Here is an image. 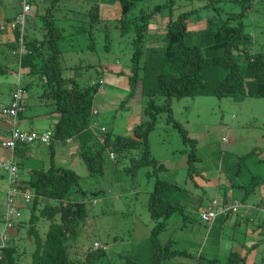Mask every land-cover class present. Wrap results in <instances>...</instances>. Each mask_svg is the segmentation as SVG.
Here are the masks:
<instances>
[{
    "label": "rangeland",
    "instance_id": "rangeland-1",
    "mask_svg": "<svg viewBox=\"0 0 264 264\" xmlns=\"http://www.w3.org/2000/svg\"><path fill=\"white\" fill-rule=\"evenodd\" d=\"M14 1L11 0V3ZM116 1L58 0L56 6L49 10L55 12L54 15L58 18L57 25L65 35L58 42L62 50V67L65 68V73L73 77L81 86H89L93 82L100 83V92H97L94 97L93 110L97 109L96 113L98 112L94 119H97L113 135L127 136L131 135L135 125L147 120L143 110L149 99L142 95V83L139 80L133 86L128 81L132 54L130 41L133 34L124 36L115 26L117 23L114 20L119 12V4ZM129 2L130 9L127 13L133 17L139 14L140 10L150 11L159 5L168 4L170 0H129ZM251 2L252 5L239 20L238 17L230 18L231 14L241 15L242 10L239 4L220 1L217 6L221 11L222 19L230 18L228 21L232 25L242 20L243 34L252 40L249 45L250 50L258 51L264 46V0ZM96 3L100 4L98 14L101 21L97 26L86 28L92 30L96 36L94 41L91 40L94 47H90L91 41L87 33H74L72 24L79 26L83 23L66 19L65 12L68 9L80 11L78 15L75 13L73 15L77 18L83 16L86 21L88 8ZM208 3L207 0H175L172 7L169 4L161 10L163 13L161 15L168 18L169 12H172L173 18H176L181 11L202 8L186 21V26L192 34L188 37L189 41L198 43L202 41L200 31L207 26V16L213 13L211 6L205 7ZM50 5L51 2L48 0H31V12L25 25L26 31H29L30 24L33 22L39 23L38 15ZM163 17L155 16L148 24L150 36L163 31L161 30L164 24ZM40 26L41 24L37 25L38 29ZM41 34L36 33V36L41 37ZM106 36L109 40H106ZM18 51L17 47L12 49L7 45L0 46V69L7 72L0 75V108L7 106L11 101L12 92L16 88V72L20 70L22 86L29 80L27 76L23 77L24 70L19 69L18 63L15 68L5 66L7 60L17 61ZM203 54H205L204 50ZM41 92V86L34 82V85L28 88L27 96L23 100L27 106L25 105V116L21 122L37 129L43 120L35 118V114L52 111V106L46 104L47 99L40 97ZM162 101L160 98L157 103ZM171 106L173 118L188 131V136L195 140L196 154L203 144L210 142L215 146L211 156H201L204 159L192 162L191 170H189L188 153L192 145L182 140L177 128L166 122V113H161L149 135L150 156L164 165V168L158 172L153 173V168L150 166L141 167L133 173L129 172L131 156L124 157L116 154V158L112 159L106 150L103 156L102 174H92L87 171L83 159L78 158L77 165L70 167L79 174V187L82 192L75 190L70 194V198L85 204L86 215L79 225L78 237L71 242L69 255L73 264H90L85 261L87 251L84 250L87 248L91 250L94 240H98L105 250L108 247L107 254L99 259V263L120 264L123 260L122 256L131 255L134 246L132 244L137 240V234L144 237L148 229L153 226L147 204L157 178L175 182L183 189L168 190L164 195L171 202L184 205V211L173 213L167 220L166 229L160 234L162 244L169 240H180L181 242L174 243L173 247L181 249L186 245L189 253L196 246L203 244L205 248L215 247L218 253L216 257L220 262H224L231 251H239L242 244L245 250L242 255L245 264H264V233L259 235L257 244L252 248L247 246L248 242H244L242 229L232 227L229 221L222 226L224 221L220 219L212 224V229L209 231L207 227L209 224L198 216V207L200 204L207 205L217 194H213L207 186L194 188L192 181L200 185L204 182L202 175L210 179L217 176L220 171L233 166L235 168L241 166L244 172L245 162L257 156L255 149L264 156V97H246L242 101H237L232 97L195 96L174 100ZM19 121L20 119L17 121L20 124ZM230 149H234L232 151L235 153H231ZM250 151L249 156L247 153ZM63 155L65 153H56L55 165L66 167L70 164L68 157ZM133 155L138 156V152L134 151ZM243 155L248 157L243 160L241 159ZM48 160L50 159L44 156V162L47 163ZM262 169L264 173V162ZM197 172L201 173L197 175ZM2 206L1 201L0 211L4 209ZM22 212V225L17 226L19 220L13 219L15 228L19 230L15 242L17 248L26 252V259L21 261V264H30L31 253L35 247L27 228L30 210L22 209ZM48 225L49 221L46 219L38 222L36 227L42 237ZM2 227L3 221L0 220V231ZM12 231V228L7 230L9 241L12 238ZM221 233H223L221 241L217 242L215 238ZM181 237H184L186 241L181 240ZM143 240L145 239L141 238V241ZM180 258L184 259V257ZM184 260H187V262L183 261L187 264L197 263L196 258Z\"/></svg>",
    "mask_w": 264,
    "mask_h": 264
},
{
    "label": "trees",
    "instance_id": "trees-1",
    "mask_svg": "<svg viewBox=\"0 0 264 264\" xmlns=\"http://www.w3.org/2000/svg\"><path fill=\"white\" fill-rule=\"evenodd\" d=\"M48 1L51 5L47 6L42 14H37L39 23L32 21L34 24H30L29 31L25 28L22 33V41L29 51L22 55L20 69L24 70V77L27 76L29 79L24 82L25 90L37 82L42 90L40 97L47 99L46 101L52 105L53 113L58 117L49 145L52 148L55 143L73 138L93 124L98 113H93L94 97L100 83L93 82L89 86H81L65 73V68L62 67V50L58 45L65 35L57 25L58 18L54 15L55 12L49 10L56 6L58 0ZM207 1L209 3L205 7L211 6L213 13L207 16V26L200 31L202 41L198 43L189 41L188 37L192 34L186 26V21L202 8L181 11L176 18H173L172 12H169L168 18L163 17L161 10L169 4L171 7L175 4V0H170L168 4L159 5L150 11L140 10L139 14L132 17L127 13L130 9L129 0L116 1L119 4V12L114 20L117 23L115 26L124 36L133 34L130 41L132 54L128 81L132 86L138 80L142 83L141 93L149 99L143 110L147 120L136 125L131 135H113L106 129L101 133V142L82 146L81 158L89 173L102 174L106 150L113 151L119 156H131L129 172L133 173L141 167L148 166L153 168V173L163 169L164 165L150 156L149 143L150 132L161 113H166V122L177 128L182 140L192 145L188 153V168L191 170L192 162L198 160L194 147L195 140L190 138L188 131L173 118L172 102L185 97L211 95L220 98L232 97L237 101H242L246 97H264V46L258 51H251L249 45L252 40L243 34L242 20L234 25L228 21L232 17H238V20L242 18L252 5V0ZM220 1L239 4L241 15L231 14L230 18L222 19L217 6ZM99 7L100 4L96 3L88 8L86 21L83 16L77 18L73 15L74 13L78 15L80 11L68 9L65 12L66 19L83 23L79 26L72 24L75 34L87 33L90 41L95 40L94 32L86 28L97 26L101 21ZM18 8L20 11L19 0ZM158 15L163 17L164 24L161 28L163 31L150 36L148 24ZM38 24H41L40 29L37 27ZM36 33H40L41 37H37ZM18 37L17 31V40ZM106 40H109L107 36ZM92 41L90 47H94ZM16 45L9 44L12 49ZM3 72V69L0 70V75ZM160 98L163 101L157 103ZM16 148L17 146L12 151L8 149L12 156ZM134 151L138 152V156L133 155ZM250 154L251 151L247 153ZM247 155H243L241 159L245 160ZM192 181L196 187L200 186ZM26 184L34 194L31 204L27 206L30 210L28 234L32 236L35 246L30 264H73L69 255L71 242L78 237L79 225L86 215L85 204L70 198L73 191L82 192L79 187V175L73 169L55 165L51 161L47 168L31 172ZM255 185L256 182H252L245 195L253 192ZM168 190L183 189L175 182L157 178L148 198L147 208L153 221L149 234L154 245L152 264H187L177 262L176 259L190 258L192 257L190 253L174 248L171 240L165 244L160 242V234L166 229L167 220L173 213L184 211V205L173 203L164 197ZM216 199L221 202L220 198ZM229 214L228 212L224 215ZM42 219L49 221L44 237L36 227ZM106 250L101 243L96 249L87 248L86 263L104 264L97 260L107 254ZM17 252L18 248L13 243H7L3 251V264H20ZM122 258L120 264H138L131 256ZM196 264H244V259L243 256L233 253L229 254L224 262H220L218 257L199 256Z\"/></svg>",
    "mask_w": 264,
    "mask_h": 264
},
{
    "label": "crops",
    "instance_id": "crops-1",
    "mask_svg": "<svg viewBox=\"0 0 264 264\" xmlns=\"http://www.w3.org/2000/svg\"><path fill=\"white\" fill-rule=\"evenodd\" d=\"M18 9H19L18 0H15L12 3H11V0H0V22H3L5 20H8L14 17V15L18 12ZM14 40H15L14 34L0 31V46H3V45L9 46V44L14 43ZM13 61H14L13 59L7 60V63L5 66L9 65L8 68L10 66H12V68H15L16 64L18 63V59L16 62L15 61L13 62ZM3 73L5 74L7 72L4 71ZM99 92L100 90L98 91V93ZM46 104H49V103L46 101ZM25 105L27 106L26 103ZM3 107L0 108V160L10 159L11 157L9 150L5 148V146L3 145L4 140L7 138L10 132V127H11L10 119L8 117L2 116L1 114V109ZM24 111H22L21 114L18 116V119H20L19 121L20 124L18 123V128L21 130H25V131L35 130L38 132L39 131L43 132V131L51 130L53 129L54 125L57 122L56 119H58L57 115L53 113V111L51 112L49 111L47 113L45 112L36 113L35 118L43 120L42 122L39 123L41 124L39 126V129H37L34 126L23 124L21 122L25 116ZM102 126L103 125H101L96 119L87 130L79 133L73 138H70L69 141L66 140L63 142L55 143L52 148H50L49 145H45L41 143H37L33 145H18L15 151V154H14V159L17 161L19 165V169L21 173L20 175H21L22 180L24 182H27L29 179V176L31 175V172L35 171L36 169H41V166L42 168H45L47 165H50L51 161L55 163L56 161L55 156L57 152L65 153V155L68 157L70 164L66 166V168L71 169L70 166H73V167L76 166L78 158L81 157L82 146H86L89 143H98L102 141L101 139L102 135L100 132V128ZM135 127L136 125L134 126V128ZM62 144H64V146H62ZM214 149H215V146L212 145L210 142H208L206 145L203 144L202 147L198 150L197 152L198 154H196L198 160L204 159L201 156H211ZM232 150L234 149H230L229 151H231V153H235ZM254 151L257 156L251 157L249 162H245V164L243 165L244 172H242L241 170L242 167L238 169L235 168V166L228 167L224 171H220V173H217V176H214L213 178H210V179H206L205 175H203L204 182L200 184V186H203V187L207 186L208 188H210L213 194L216 193L217 196H215L214 198H220L221 200L232 199L234 201H237L240 204V208L237 213L235 214L231 213L229 215L221 214L217 216L213 220V222H211V224L207 225L209 231L210 229H212L211 226L212 224H214V222H217L218 220L221 219L222 221H224L222 222L223 223L222 226H224L229 221L228 223L232 225V227H238L242 229L241 234L244 236L243 237V239L245 240L244 242L245 243L248 242L247 246H250L252 248L253 246L257 244L259 235L264 233V173L262 169L263 162H264L263 161L264 156H262L263 154L258 152L256 149ZM44 156H47L50 159L47 161L48 164L44 162ZM58 166H61V165H58ZM103 170H104V162H103ZM4 174H5L4 171H0V195H1L0 202L1 201L3 202L2 208H4V204L6 201V192H7V185H8L6 176ZM252 182L253 183L256 182L253 192H250L249 194L245 195L246 191L249 189V185ZM185 188H187L186 185H185ZM194 188H196L195 183H194ZM185 191L187 190L185 189ZM234 195H236V197H234ZM205 206H203L202 204L199 205L198 212H197L198 216H199L200 210L204 208ZM19 207H21L20 208L21 212H22V209L29 210V208H27V206H24L23 204H21ZM2 212L3 210L0 211V215ZM21 219L19 220V223L17 224V226L22 225ZM15 227L16 225H14V227L12 228L13 230L11 234L12 238L8 243L12 242L13 240L12 243L16 246V242H15L17 239L16 234L19 230H17V228ZM149 234H150V229H148V233L147 235H144V237L140 234H137L136 236L137 240L134 241L132 244L134 246L132 248L130 256L132 259L137 261L138 264H152L153 255H154V245L150 241ZM222 235L223 233L218 234L215 240L217 242L221 241ZM141 238L145 240L141 241ZM180 239L183 241H186L184 237H181ZM179 242L181 241L180 240L176 241L174 239L173 245L174 243L176 244ZM204 245L205 244L196 246L195 249L190 253L192 257L190 258L184 257V259L196 258V261H198L199 256H206L208 258H214L218 255L217 249L215 247L205 248ZM242 246L243 245L240 244L239 251L237 250L231 251V253L238 254L240 256L244 255L245 250L243 249ZM106 249H108V247H106ZM180 250L188 252L187 251L188 247H186L185 245V247L181 248ZM22 251L23 250L18 248L17 258L20 264H21V261H25L26 259V256H25L26 252H22ZM84 251H87V249ZM184 259L182 260L180 257H178L176 261L177 262H183V261L187 262V260H184Z\"/></svg>",
    "mask_w": 264,
    "mask_h": 264
},
{
    "label": "built area",
    "instance_id": "built-area-1",
    "mask_svg": "<svg viewBox=\"0 0 264 264\" xmlns=\"http://www.w3.org/2000/svg\"><path fill=\"white\" fill-rule=\"evenodd\" d=\"M19 4L20 12L15 15L13 20L7 23H0V30H18L20 34L23 33L25 20L31 12V2L30 0H19ZM26 51L27 49L20 44L18 54L21 55ZM16 77V88L12 92L11 101L9 105L3 107L1 110L2 116L8 117L11 122L10 132L4 140L3 145L10 151L18 145H33L37 143L48 145L53 137V129L38 132L35 130L25 131L18 128V114L25 109L23 100L27 96V91L21 85L20 70L17 72ZM93 113H96V110H93ZM100 130L101 132H105L106 128L102 126ZM109 156L112 159L116 158L113 151L109 152ZM0 171H4L8 182L5 207L0 215V220L3 221V229L0 231V264H3V251L9 241L7 230L14 227L13 219L19 220L22 216L21 207L19 206L21 204L29 206L34 194L26 182L22 180L19 165L14 156L11 155L10 159L0 160ZM239 208L240 204L237 201L227 199L225 202L223 200L220 202L214 198L200 210L199 217L206 224H210L217 216L228 212L230 214L237 213ZM99 246L100 242L95 240L92 248L96 249Z\"/></svg>",
    "mask_w": 264,
    "mask_h": 264
},
{
    "label": "clouds",
    "instance_id": "clouds-1",
    "mask_svg": "<svg viewBox=\"0 0 264 264\" xmlns=\"http://www.w3.org/2000/svg\"><path fill=\"white\" fill-rule=\"evenodd\" d=\"M20 11H18L15 15H17L18 13H19ZM15 15H14V17H12L11 19L13 20L14 18H15ZM29 16V15H28ZM28 16H27V18H26V20H25V24H24V31H25V25H26V22H27V20H28ZM9 21H11V20H5V21H3V22H0V23H7V22H9ZM0 31H3V32H7V33H11V34H14L15 35V40H14V43H16L17 45H16V47L19 49V45L21 44V45H23L26 49H27V47L25 46V44H24V42L22 41V34H20V32L18 31V30H15V31H10V30H0ZM19 32V37H18V40H17V38H16V32ZM23 31V32H24ZM21 35V36H20ZM28 49H27V51L25 52V53H23V54H21V55H19L18 54V66H19V69H20V61H21V57H22V55H24V54H26V53H28ZM16 74H17V72H16ZM23 77H24V75H23ZM27 91V90H26ZM10 103V102H9ZM9 105V104H8ZM5 107V106H4ZM2 110V109H1ZM25 110V109H24ZM21 114V112L18 114V116ZM100 132H101V130H100ZM101 133H103V132H101ZM69 140V139H68ZM51 143V142H50ZM50 143L48 144V145H50ZM46 145V144H45ZM22 217V216H21ZM21 217H20V219H21ZM19 219V220H20Z\"/></svg>",
    "mask_w": 264,
    "mask_h": 264
}]
</instances>
